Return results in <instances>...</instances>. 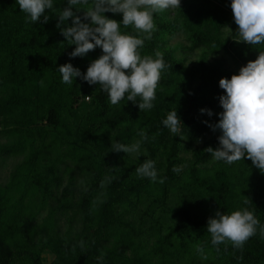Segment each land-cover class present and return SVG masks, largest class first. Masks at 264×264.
Wrapping results in <instances>:
<instances>
[{
  "label": "trees",
  "instance_id": "trees-1",
  "mask_svg": "<svg viewBox=\"0 0 264 264\" xmlns=\"http://www.w3.org/2000/svg\"><path fill=\"white\" fill-rule=\"evenodd\" d=\"M231 2L181 0L174 19H167L162 12L153 14L157 30L151 40H145L141 54L155 58V52L160 51L172 67L162 73L154 107L141 111L139 98L133 103L125 97L112 105L108 94L98 84L89 85L80 77L75 78L72 85L62 82L58 71L61 65L71 63L86 74L91 62L103 54L97 47L83 57H70L75 45L68 43L61 28L72 26L71 18L57 27L58 16L68 7L67 0H53V9L45 13L49 16L48 22L44 23L41 18L34 24L20 11L17 0H0V136L17 138L10 146L0 147V155L22 154L25 141L43 143L47 138L45 146L29 150L8 184L0 188V264H174L172 261L185 254H192L204 264H264V237L259 232L249 238L242 249L233 247L230 242L218 246L211 243L207 222L215 218L217 211L230 215L247 207L264 225V173L247 156L210 171L200 169L213 158L205 149L219 147L218 137L222 134L219 129L213 131L202 148L192 153L188 172L181 183V203L177 212L172 213L177 223L166 226L164 238H160L154 248L146 250L144 239L156 236L160 229L157 222L142 230L126 222L117 212L120 206L131 202L148 201L144 215L160 207L168 187L176 182L177 172L173 168L181 162V139L197 141L209 129L201 123V116L207 114L201 109L223 112L219 97L226 93L219 81L231 79L232 74L218 64L206 63L205 56L199 62L198 73L185 70L172 51H162L167 39L183 33L190 51L203 48L208 56L224 52L241 67L254 61L259 51H264V45L251 46L243 41L222 39V29L236 25ZM92 6L93 0H89L87 5L74 6L73 11L79 9L76 14L82 22L90 24V18L85 20L84 16ZM104 15L117 21L123 18L122 13ZM121 32L138 34L132 26L125 29L121 25ZM84 99H90L87 107L83 106ZM174 110L182 122L181 131L176 135L162 124ZM141 129L148 137L142 143L147 159L156 162V182L135 175L134 166H122L125 153L113 151L111 147L114 143L130 145L132 140H139ZM72 142L79 143L81 154ZM62 147H65L63 152ZM158 150L161 162L156 160ZM50 156L54 158L53 165L41 166ZM66 159L87 164L89 181L78 201L82 232L72 241L52 234L47 241L52 255L48 263L36 249L34 232L30 229L26 233L27 244L9 245L18 237L14 223L25 218L22 199L43 182L45 173L53 170L57 162ZM106 177H112L111 182L102 188L101 182ZM165 177L164 183H160ZM16 192H21L16 200L17 213L12 225L5 227L4 220L11 208L9 201ZM51 221L52 215L47 223ZM80 241L84 242V248L79 246ZM101 253L104 254L102 260L99 259ZM158 253L161 260L154 261Z\"/></svg>",
  "mask_w": 264,
  "mask_h": 264
},
{
  "label": "clouds",
  "instance_id": "clouds-1",
  "mask_svg": "<svg viewBox=\"0 0 264 264\" xmlns=\"http://www.w3.org/2000/svg\"><path fill=\"white\" fill-rule=\"evenodd\" d=\"M67 2L68 7L58 16L57 27L60 28L71 18L72 26L61 28V34L68 43L75 45L70 57H83L97 47L102 49L103 54L91 62L86 74L71 63L61 65L58 71L62 82L72 85L74 79L80 77L89 85L98 84L108 94L112 105H117L125 97L133 103H137L139 98V109L151 110L162 73L172 66L165 62L162 52L156 51L154 58L152 55H142L140 49L157 30L153 14L180 8L181 0H93V6L84 16L85 20L90 18V24L82 22L76 14L79 9L73 11L74 6L87 5L89 0ZM17 3L20 11L26 13L33 24L41 18L47 23L49 16L45 14L46 10L53 9V0H17ZM231 8L241 38L238 42L243 41L251 46L264 45V0H232ZM106 12L122 13V21L109 19L104 15ZM121 25L125 29L132 26L138 34H122ZM219 86L226 93L219 97L223 112L219 114V122L209 127L213 131L219 129L222 134L218 137V148L214 150L208 147L205 150L215 160L229 165L247 156L264 173V51H259L254 61L241 67L238 75H232L231 79L221 78ZM205 111L209 116L213 114L211 110L201 109V112ZM162 124L174 135L181 131L182 122L176 110L170 111ZM138 135L140 139L130 145L112 144L113 151L139 153L148 137L143 129ZM155 165L152 159L144 160L136 169L138 177L156 182ZM173 171L179 172L180 168L174 167ZM111 179L106 177L101 187L110 183ZM165 179L161 178L159 182L164 183ZM248 202L244 201L245 204ZM207 231L211 234L212 245L230 242L237 249H242L257 232L264 237V225L247 207L230 215L217 211L215 218L208 219ZM79 246L84 248V242L80 241ZM198 251L202 252L203 249L198 248ZM103 255L101 253L99 259L102 260Z\"/></svg>",
  "mask_w": 264,
  "mask_h": 264
},
{
  "label": "rangeland",
  "instance_id": "rangeland-1",
  "mask_svg": "<svg viewBox=\"0 0 264 264\" xmlns=\"http://www.w3.org/2000/svg\"><path fill=\"white\" fill-rule=\"evenodd\" d=\"M175 9H167L162 11L163 15L167 19L175 18ZM222 39L240 40L238 34V25H229L221 31ZM170 50L173 52L174 57L179 60L183 68L193 74L199 71V62L203 56H205V62L209 64H218L224 70L232 75H238L241 68L240 65L227 53H220L217 56H208L203 48L196 49L194 51L189 50V42L186 35L179 33L174 38H168L167 44L162 51ZM3 95V93H1ZM90 104V99H84V107ZM209 116L204 114L201 116V123H205L209 128L202 137L197 141H188L181 139L180 154L181 159L177 172L176 182H173L168 187V194L162 202L160 207L154 208L150 215H144V210L148 204V201L141 203H128L120 206L117 210L118 214L123 215V219L132 224L134 227H139L142 230L149 229L153 223L159 224V230L156 231V236L146 237L144 245L146 250H151L158 243L160 238H164V231L166 226H174L177 221L172 216V213L177 212L181 203L182 189L181 183L184 181L188 172L190 163L192 161V153L202 148V146L210 140L213 136V130L209 125L212 122L219 120V114L221 112L214 111ZM21 139V138H20ZM17 138H9L0 136V147L10 146ZM136 140H132L130 144ZM80 142V141H79ZM45 141L39 140L25 141V152L19 155L2 156L0 155V188L3 189L9 182L11 174L15 168L26 158L31 148H39L45 146ZM81 143V142H80ZM75 146H78V153L81 154V146L79 143L72 142ZM65 147H62L60 151H64ZM58 152V149L55 151ZM160 150L156 153L157 162L162 161ZM147 152L145 146L141 145L139 153L126 154L121 162L122 166L130 165L137 169L146 160ZM54 163V158L50 156L41 162V166L47 167ZM227 163L224 161H217L214 158L207 164L201 165L200 169L203 172L210 171L214 167H222ZM53 165V164H52ZM87 164L85 161L78 163V160H64L63 162H57L54 165L53 170L48 171L44 175L43 182L33 191H28L27 195L22 199V203L25 208L24 217L17 223H14V227L18 229V237L14 239L13 244L9 246H20L21 244H27V231L30 229L34 232L33 243L36 249L41 252V255L45 262L52 259L51 252L47 249V241L52 234H57L60 237L72 241L77 235L82 232V222L78 213V201L81 195L82 188L89 181V174L86 171ZM44 168V167H43ZM45 169V168H44ZM137 173L135 172V175ZM83 181V183H81ZM21 192L12 194L9 201L11 206L6 219L4 220L5 227L12 225V220L17 213L18 204L17 199ZM52 215L51 223L48 222L49 216ZM7 247V246H6ZM167 247V246H166ZM129 254V253H128ZM127 254V255H128ZM161 256L158 253L155 256L154 261H160ZM174 264H204L203 261L194 257L192 254L182 255L180 259L172 261Z\"/></svg>",
  "mask_w": 264,
  "mask_h": 264
}]
</instances>
